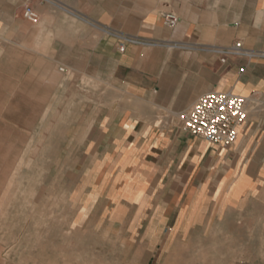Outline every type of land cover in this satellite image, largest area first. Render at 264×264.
<instances>
[{
    "label": "crops",
    "instance_id": "crops-1",
    "mask_svg": "<svg viewBox=\"0 0 264 264\" xmlns=\"http://www.w3.org/2000/svg\"><path fill=\"white\" fill-rule=\"evenodd\" d=\"M167 12L178 17L174 28ZM122 37L131 41L119 52ZM236 42L264 52V0H0V70L3 57L17 64L20 55L31 71L57 69L64 87L67 76L75 87L95 83L78 100L94 106L75 135L108 168L103 183L112 194L126 184L154 200L169 193L178 216L205 207L241 213L264 188V55L221 61ZM212 90L247 99L230 146L181 130V115Z\"/></svg>",
    "mask_w": 264,
    "mask_h": 264
},
{
    "label": "rangeland",
    "instance_id": "rangeland-1",
    "mask_svg": "<svg viewBox=\"0 0 264 264\" xmlns=\"http://www.w3.org/2000/svg\"><path fill=\"white\" fill-rule=\"evenodd\" d=\"M5 58L0 264H264V188L241 213L205 207L179 216L169 193L154 200L127 184L110 193L108 168L75 135L94 106L78 100L97 85L75 87L67 76L64 87L57 69Z\"/></svg>",
    "mask_w": 264,
    "mask_h": 264
},
{
    "label": "built area",
    "instance_id": "built-area-1",
    "mask_svg": "<svg viewBox=\"0 0 264 264\" xmlns=\"http://www.w3.org/2000/svg\"><path fill=\"white\" fill-rule=\"evenodd\" d=\"M23 17L36 23L37 13L29 6L23 9ZM164 24L174 28L178 17L172 12L163 15ZM131 39L122 37L117 44V51H124V42ZM221 61L227 55H264V52L245 50L240 43L224 48ZM247 99L244 96L230 92L212 90L200 95L188 111L181 115V130L191 136L203 139L219 146L232 145L238 135V130L247 120Z\"/></svg>",
    "mask_w": 264,
    "mask_h": 264
}]
</instances>
